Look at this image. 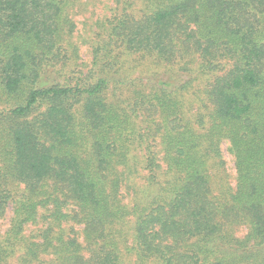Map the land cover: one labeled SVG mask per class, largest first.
Returning a JSON list of instances; mask_svg holds the SVG:
<instances>
[{
  "label": "trees",
  "instance_id": "1",
  "mask_svg": "<svg viewBox=\"0 0 264 264\" xmlns=\"http://www.w3.org/2000/svg\"><path fill=\"white\" fill-rule=\"evenodd\" d=\"M155 8L138 21L121 19L109 41L171 64L193 50L205 74L232 63L210 86L212 109L193 124L182 111L183 95L173 98V82H153L156 96L122 112L105 96L106 77L75 87L40 83L47 66L74 54L66 0H0L1 84L15 98L28 90L10 111L9 127L13 177L31 191L23 211L31 210L32 219L39 205H52L54 224L85 225L86 246L51 229L46 248L63 252L54 264H124L116 235L130 219L141 263L264 264V0H180ZM178 86L179 93L189 87ZM138 104L158 113L164 128L141 129L133 116ZM161 133L160 160L152 145ZM225 141L235 158L236 190L215 193L212 170L222 171ZM124 185L135 186L130 204ZM64 191L76 204L73 213H63ZM5 204L0 194V218ZM241 225L248 228L242 239ZM92 248L90 259L83 257Z\"/></svg>",
  "mask_w": 264,
  "mask_h": 264
},
{
  "label": "rangeland",
  "instance_id": "2",
  "mask_svg": "<svg viewBox=\"0 0 264 264\" xmlns=\"http://www.w3.org/2000/svg\"><path fill=\"white\" fill-rule=\"evenodd\" d=\"M178 1L180 0H66L65 15L69 16L75 24L73 36L69 38L74 54L72 58L70 54L69 58L59 56L57 65L47 66L40 83L44 82L48 87L52 85L75 87L95 83L98 79L106 77L110 88L106 90L105 96L110 104L116 105L122 112V109L131 111V106L138 102L139 98L156 96V90L152 87L153 82H173L175 87L172 91L177 89L173 98H179L177 97L179 94L183 95L182 111L188 119L193 121L192 124L195 123L199 114L212 109L208 95L210 86L217 77L225 75L231 69L232 63L224 61L216 71L205 74L201 71L203 59L193 50L185 51V60L182 64H171L158 59L154 54H138L129 51L117 39L109 41L113 25L121 19L122 21H138L153 13L155 7ZM183 83H187L189 87L184 93H179L178 88L181 86L178 85ZM27 91H23L16 98L8 96L3 90L0 79V194L7 202L0 218V264H54L53 260L63 252H56L54 246L50 245L47 248L45 246L47 235L53 236L50 232L52 228L57 235L59 231H62L64 241L74 239L86 246L85 225L77 221H66L60 226L54 224V206L39 205L32 219H30L31 210L23 211V207L30 205L31 191L13 177L11 167L13 151L9 143V127L12 125L10 111L23 100ZM143 106L145 105L138 104L137 116L133 115L135 118L139 117L138 126L143 130L151 131L155 125L163 129L165 123L162 124L159 114L155 111L147 112ZM76 111L80 120L83 105H77ZM175 126L180 124L176 123ZM161 136L162 133L158 135L156 144L152 145L154 153L159 154L157 157L160 160L164 156V143ZM221 161L224 164L222 171L218 173L212 170L213 181L216 182L215 193L223 187H229L235 191L237 184L235 158L230 152V144L227 141L222 145ZM161 164H163V172L167 167L164 163ZM146 175L147 172H142L141 177L134 183L142 186ZM221 179L225 181L222 182ZM50 187L46 185L48 191H54ZM134 191L135 186H123L122 194L126 204L131 203ZM66 195H68L66 191L61 195L66 201L63 213H73L76 204L70 198H65ZM20 220L26 223L21 224V228L16 231L14 229ZM118 231L121 233L114 235L121 242L120 254L124 264H146V261L139 262L132 251L134 221L132 219L126 221ZM247 233V226L241 225L237 228L236 236L242 239ZM95 252L93 248L83 249L81 254L86 259H90ZM147 264L158 263L149 261Z\"/></svg>",
  "mask_w": 264,
  "mask_h": 264
}]
</instances>
